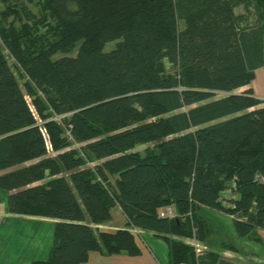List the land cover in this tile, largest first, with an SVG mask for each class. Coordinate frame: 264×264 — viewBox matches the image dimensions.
<instances>
[{
  "label": "trees",
  "instance_id": "trees-1",
  "mask_svg": "<svg viewBox=\"0 0 264 264\" xmlns=\"http://www.w3.org/2000/svg\"><path fill=\"white\" fill-rule=\"evenodd\" d=\"M0 4V187L10 212L56 220L31 264L136 253L128 229L93 226L114 207L166 242L168 264L195 260L182 238L211 234L202 206L241 237L264 227V102L236 92L264 62V0Z\"/></svg>",
  "mask_w": 264,
  "mask_h": 264
},
{
  "label": "crops",
  "instance_id": "crops-1",
  "mask_svg": "<svg viewBox=\"0 0 264 264\" xmlns=\"http://www.w3.org/2000/svg\"><path fill=\"white\" fill-rule=\"evenodd\" d=\"M235 12L246 14L243 5L237 6ZM248 16L251 22L257 23L254 13ZM246 87H250L254 96L264 102L262 65L255 68L251 82L236 89V92ZM135 150L138 148L136 147ZM7 199L8 192L0 187V264H31L33 261L46 259L52 245L56 220L45 216L12 213L8 210ZM111 214L110 220L93 224V226L108 231L118 228L128 229L133 233L137 252L120 251L106 254L99 250H92L81 264H164L165 262L168 264V247L163 239L158 238L151 230L130 226L127 217L119 207L112 208ZM200 214L206 220H225V218L232 220V215L204 206L200 208ZM241 245L244 247L241 249L247 252L244 257H247L246 254H252L251 257L244 258L241 264L264 263V227L256 228L251 236L242 237ZM223 255L228 257L221 255L226 260V264H234L232 254L223 253Z\"/></svg>",
  "mask_w": 264,
  "mask_h": 264
},
{
  "label": "rangeland",
  "instance_id": "rangeland-1",
  "mask_svg": "<svg viewBox=\"0 0 264 264\" xmlns=\"http://www.w3.org/2000/svg\"><path fill=\"white\" fill-rule=\"evenodd\" d=\"M31 7H32L33 11H37L36 6H31ZM1 8H2V5L0 4V9ZM114 44H115V41L107 42L104 46V49L109 50V49L113 48ZM9 63L10 64L12 63L11 59H9ZM19 83H20V85H22L23 81L21 79H19ZM218 95H220V94H218ZM25 98L28 102H30V97L27 94H25ZM143 146H145V144L144 145H138L137 146L138 150H143V148H144ZM53 153H55V152H53ZM89 164H91V163H89ZM229 195H230V193L228 191L224 192V194H223V198L225 200L224 203H226V200L229 197ZM205 221L208 222V224H209L208 226L212 230L211 234H209L205 238V240H200V239L194 237V235H193L192 237L182 238L183 242H185V243L195 247L196 249H198V252H200L199 254H203L209 250L217 251L220 254L222 253L221 255L224 256L225 258H228V257L223 255V253L232 254L233 256L232 255L231 256L233 257L232 259L234 261V264H241V262L243 261L244 258L251 257L252 254L251 255L246 254L247 257H244L245 253H247V252L242 250L244 248L241 245L242 244V237L239 236L238 233L236 232L232 220L225 218V220H205ZM158 238H161V237H158ZM164 243H163V246H165ZM228 243H232L234 245L235 249L233 251L232 250H226L228 248H226V246H223L224 244H228ZM193 244H196V246H194ZM185 262H188L191 264L194 263V261L193 262L192 261H185ZM164 264H166V262ZM260 264H264V263H260Z\"/></svg>",
  "mask_w": 264,
  "mask_h": 264
},
{
  "label": "built area",
  "instance_id": "built-area-1",
  "mask_svg": "<svg viewBox=\"0 0 264 264\" xmlns=\"http://www.w3.org/2000/svg\"><path fill=\"white\" fill-rule=\"evenodd\" d=\"M262 69L264 71V62L262 64ZM159 215L160 216L174 217L175 216L174 207L172 205H167V206L161 208L159 211ZM193 245L196 246V244H193ZM194 250H195V260H194L193 264H200L199 257H198L200 255L199 254L200 252H198V249H196L195 247H194ZM176 264H191V263L181 262V263H176Z\"/></svg>",
  "mask_w": 264,
  "mask_h": 264
}]
</instances>
